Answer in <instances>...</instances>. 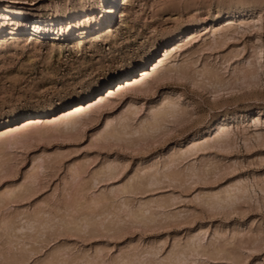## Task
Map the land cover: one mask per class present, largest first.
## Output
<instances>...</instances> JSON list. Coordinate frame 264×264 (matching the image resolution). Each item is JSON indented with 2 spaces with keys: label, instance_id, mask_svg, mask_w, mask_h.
<instances>
[{
  "label": "rangeland",
  "instance_id": "obj_1",
  "mask_svg": "<svg viewBox=\"0 0 264 264\" xmlns=\"http://www.w3.org/2000/svg\"><path fill=\"white\" fill-rule=\"evenodd\" d=\"M0 1L41 19L97 5ZM121 10L113 33L81 46L0 19L18 30L0 45V131L87 102L179 45L161 78L117 89L76 129L0 143V264H264V0ZM220 123L230 135L215 142Z\"/></svg>",
  "mask_w": 264,
  "mask_h": 264
},
{
  "label": "bare ground",
  "instance_id": "obj_2",
  "mask_svg": "<svg viewBox=\"0 0 264 264\" xmlns=\"http://www.w3.org/2000/svg\"><path fill=\"white\" fill-rule=\"evenodd\" d=\"M96 3H97L96 7H94L91 11H88V12L82 11L80 13H73V14L68 15L65 18L56 17L52 19H46V18L41 19L40 17H33V18L28 17L27 18V16H24L23 14L12 11V10L3 11L2 7H3L4 2L0 1V19L4 20L5 23H9V24L17 20L24 19V21L21 23H17V24L15 23L16 24L15 26H19V27L22 26V29H23V26L27 28L30 27L32 29V31H30L32 32V35L30 36L34 39H36L39 35L49 36V38H52L53 41L69 37L70 38L69 40H71L72 42L74 41L78 42L77 45L81 46L86 41V39L91 38L92 36H96V35L102 36L103 34L113 33L115 30V23H116L117 16L122 13L121 6L123 3V0H96ZM99 12L101 13L100 22L98 23L96 28L95 27L92 28V25L97 21L96 15ZM83 20H84V24L85 22H88L89 25L87 24L88 25L87 28H82L81 30L79 29L80 33L77 36L74 23H78L81 27L82 26L81 23ZM230 23L232 24V21H230ZM59 25H62L63 27L61 28ZM64 25L68 26V28L65 29ZM57 26L60 27L61 29L60 28L58 29ZM5 33L6 32L4 31L2 25L0 24V45L6 43L9 36H11L13 39L16 37L18 33L17 27L13 28L9 36H6ZM178 49H179V45L177 43L170 47H167L166 51H164V55L157 57L153 62L150 61L151 63H148L147 65L143 66L144 68L140 70L138 74L136 73V75L130 78H129L130 75H127L121 78L120 81L122 82L116 85L114 83H111L110 84L111 86L107 88L103 93L98 94L96 97L92 98L91 100L87 102H83V100L81 102L79 101L80 103L59 112V114L52 116V117H48L46 121L45 120L43 121L42 117H31L30 116V118H27L21 123H14L13 125L5 127L4 129L0 131V143L4 139L7 140V138H9L13 143H16V144L19 142L23 143V141L27 140L26 138H28L27 133L32 130L34 131V129H38L37 131L40 134H42L43 132H47V131L49 132L50 130L64 132V130L71 131V129L72 130L76 129L77 126L80 125L81 123V117L82 116L84 117V115H86L89 112V110H92L93 112V110L101 106H104L108 103L109 99L107 98L108 97L107 95H111V96L115 95L117 94V89L126 90L128 86H132L134 88L141 87L145 85L146 81L152 76L161 78V74L163 70L166 68L167 63L173 57V53H172L173 50L178 51ZM176 68L177 67L169 68L167 70V73L170 74L175 70L178 71ZM165 76H166V73H165ZM174 109H173V106H171L170 104L166 105L163 109H161L160 111L154 114V121L156 123H154L153 121V124L154 125L157 124L161 118L171 114L174 111ZM111 123L112 121L109 118L105 121V126L108 127L111 125ZM153 124L150 125L149 123L148 125L153 127ZM225 131H227L225 128V124L220 123L213 131L211 137L215 136V138H217L215 142L217 141L219 142L223 138H225L227 135L228 136L230 135L229 134L230 132L227 133ZM31 134H30V137L32 136ZM6 140L4 141L6 142ZM209 140H211V138ZM209 140L206 139V142L207 141L209 142ZM226 140L224 139V141ZM199 146H195V147H199ZM239 190H242V189H239ZM225 192H226L225 193L226 196L224 195L225 198H222L223 196H220V194L219 196L217 195L216 201H219L217 203L225 202V200L231 199L233 197L232 191L228 190ZM10 193L13 194L15 192L13 191L12 193L10 191ZM5 196L7 197V194Z\"/></svg>",
  "mask_w": 264,
  "mask_h": 264
}]
</instances>
